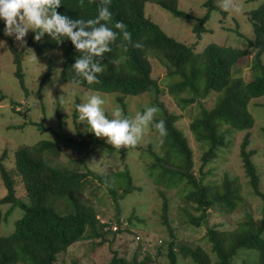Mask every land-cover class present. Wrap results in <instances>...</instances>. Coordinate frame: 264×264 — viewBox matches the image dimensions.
Instances as JSON below:
<instances>
[{"label":"trees","instance_id":"16d2710c","mask_svg":"<svg viewBox=\"0 0 264 264\" xmlns=\"http://www.w3.org/2000/svg\"><path fill=\"white\" fill-rule=\"evenodd\" d=\"M180 1L111 0L109 7L113 20L126 24L127 30L132 34V40L141 43L143 47H130L127 53L129 59L120 61L124 54L117 46L120 43L118 40L112 45V51L104 54L102 63L107 67L105 72L99 75L101 83L88 85L83 82L80 87L87 91L117 94L116 101L122 106L125 115L124 97L150 93L149 106L158 107L157 120L163 119L166 122L168 135L164 143L160 144L157 130L150 127L149 131L156 134V143H149L146 149L141 151L139 158L140 164H146V190L148 193L155 190L160 200L155 215L167 232V237L161 236V244L156 245L154 249L158 247L157 253L161 257L167 252L168 264H176L177 256L191 264H234V259L242 252L253 255V264H264V203L261 206L262 218L259 226L252 214L247 213L245 218L236 220L233 225L207 229L203 246H189L178 240L170 220L177 203L183 204V212L188 214L185 215L188 224L198 228L207 224L213 215H232L239 205L245 202L237 176L225 171L216 178L213 172L214 165L221 161L226 153H230L235 134L243 132L245 134L239 146V159L247 180L246 195L264 201L262 179L255 164L257 152L249 148L250 131L255 120L251 112L254 105L250 103L264 96V2L246 12L253 34V41H249V50L210 43L199 53H195L192 47L168 37L144 12L145 5L152 3L175 18L197 21L193 26V33L196 38H200L210 13L221 11L217 7V0H205L203 7L206 14L203 18H194L178 8ZM253 1L256 0L251 2ZM61 2L62 5L57 11L72 19L87 20L97 15L98 0L93 3L85 0L83 8L79 7V0ZM3 30L4 21L0 20V39L6 42L15 66L13 76L24 91L26 87L22 63L25 56L32 55L28 48L33 50L36 57L61 51L60 80L72 85L70 81L74 73L71 65L79 53L70 40L65 39L63 43L57 44L45 34L41 41L37 42L33 38L34 34L29 32L26 45L18 49L13 41L4 35ZM150 52H155L161 57V66L166 77L178 79V82L168 86L166 91L160 88L157 79L152 78ZM242 65L250 68V81L245 82L238 75ZM50 71L49 66L44 79L49 78ZM43 83L44 80L42 86ZM201 90L222 95L213 102L214 106L207 107L202 102L203 98H199ZM165 94L179 99L182 110L196 104V113L187 128L193 139L202 147L198 164L187 138L176 126V122L183 118L182 115L170 112L160 100ZM182 95L188 97L180 98ZM5 99V95L0 91V103ZM9 101L13 110L22 107L18 102ZM260 107L264 108V104ZM77 117L75 111L73 121ZM60 124L58 130L38 124V129L48 130L56 140H40L31 145L18 146L11 152L8 168L4 161L8 158L10 148H5L0 155V183L4 190L0 206L10 205L5 216L1 215L0 210V218L6 220L14 209L22 210L13 223L12 231L0 235V264H57L60 256L66 255L71 247L79 243H86L85 253H94L97 249L107 246L109 256L106 264L153 263L147 254L139 260L140 254L144 253L143 249L150 247V243L140 240L137 234V231L142 232L139 226L143 220L138 217L135 208L130 217L120 218L124 211L120 208V202L136 192L141 194L140 190L144 188L137 185L133 179L130 169V163L133 162L129 161V166L122 172L103 175L93 173L86 159H79L78 156L74 159L68 158L67 163L60 169L45 163L46 157H66L65 150L80 155L103 147L108 154H121L122 158H126L127 153L136 147L117 149L88 132L86 125V136L78 134L80 137L76 139L62 130L61 119ZM24 126H12V129H22ZM261 132L264 138V129ZM15 179H18L21 185L27 205L16 196ZM93 181H97L98 185L94 186ZM101 189H104L103 193L105 192L114 207L112 219H104L97 210L96 204L105 205L104 197L98 194ZM113 226H117V231L111 230ZM133 243L136 248L131 252V256H128L129 246ZM116 244H119L118 248ZM71 264L79 262L71 260Z\"/></svg>","mask_w":264,"mask_h":264},{"label":"rangeland","instance_id":"374dc122","mask_svg":"<svg viewBox=\"0 0 264 264\" xmlns=\"http://www.w3.org/2000/svg\"><path fill=\"white\" fill-rule=\"evenodd\" d=\"M240 0L243 4V11L239 14L225 11H213L210 13V17L204 24V32L200 38H196L193 33V26L197 21L191 22L180 18H175L171 14L163 11L157 5L147 3L145 5V15L150 18L152 22L157 24L161 30L170 38L175 41L185 44L188 47H192L195 53H199L201 49L210 43L231 45L235 48L242 50H249V41H253V34L251 31V24L246 12L250 9H254L257 5L264 0ZM205 0H181L178 8L183 12L194 18H203L206 14V9L203 7ZM223 13H225L223 15ZM29 34V33H28ZM25 37L27 39L28 37ZM9 37V36H8ZM16 48L20 49L21 46L14 37H9ZM0 41H3L0 39ZM264 62V55L262 56ZM161 57L155 52H150V63L152 66V78L157 79L160 84V88L166 91L167 87L178 82V79H169L165 76V70L161 66ZM24 71V91L18 84V81L13 76L15 66L12 61V57L5 46L0 44V91L5 95L6 99L0 103V155L5 148L8 149V158L4 161L5 166L8 168L11 163V152L20 145H31L40 140H56L55 136L45 129H38L36 126L42 124L45 128H52L58 130L60 119L62 120V130L68 134L73 135L74 138L79 139L78 134L85 135V124L80 123L78 117L73 121V115L75 112V104L86 102L88 95L96 93L101 95L105 99V112L106 115L111 117V111L115 105H117V94L114 93H101L87 91L79 87L75 90L76 94L73 95V86L62 83L60 80L61 69V51H54L46 55L38 56L37 61L32 58V55L25 56L22 63ZM49 66L51 67V74L48 79H44V75L48 72ZM249 67H240L241 78L247 82L250 81L252 75L250 74ZM43 86L41 83L43 82ZM203 89V88H202ZM201 90L199 98H203V104L207 107L214 106L215 101L222 94L214 92H206ZM63 96L64 103L61 105L60 97ZM187 95H182L180 98H187ZM9 100H13L21 104L22 107L14 108L10 104ZM161 102L166 106L170 112L182 115V119L176 122V126L180 129L184 136L187 138L190 147L194 152V159L198 164L199 157L201 155L202 147L197 143L192 134L188 131V123L196 113V104L184 107L181 109L182 103L179 99L170 97L165 94L160 97ZM151 101L150 93L141 94L139 96H126L123 98L125 104L126 115L132 116L137 111L144 110L145 106H149ZM214 102V103H213ZM264 104V96L252 100L250 105H254L251 109L254 120V127L250 131L251 145L249 148L257 152L255 158V164L257 165L260 176L262 179V192L264 193V138L262 137L261 130L264 129V108L260 106ZM120 105V104H119ZM122 107V106H121ZM14 111V112H13ZM18 113V114H17ZM78 114V113H77ZM25 125V126H24ZM12 126H24L22 129H12ZM78 126V127H77ZM243 133L235 134L234 145L230 153H226L217 164L213 167V172L216 176H221L225 171L237 176L239 184L242 188V193L245 198V202L237 208V210L230 216H218L213 215L209 218L208 223L195 228L188 224L187 217L183 212V204L177 203L175 205V211L171 216V226L178 240L187 243L189 246L194 244L203 246V237L206 230L214 228L216 226L233 225L236 220L245 218L247 213L252 214L259 226V222L262 218V208L264 201L259 198H253L246 195V179L243 174L241 162L239 159V146L244 136ZM156 134L146 130L144 139L132 152L127 153V157L122 158L121 154H108L103 147H100L97 151L86 152L80 155H76L69 150H65V156L61 159H52L51 157L45 158V163L52 167L60 169L67 163V159H74L76 156L79 159L84 158L87 161V165L93 173L103 175L114 172H122L126 166L131 164V171L133 179L137 182V185L144 187L141 188V194L138 192L129 195L126 199L120 202V208L124 210L120 218L127 219L131 216L133 208H135L138 217L142 218L143 222L140 223L139 229L142 232L137 231L140 236V240L150 243V247L143 249L144 253L140 254L139 260H142L147 254L153 263L151 264H168L169 260L167 252L163 253L161 257L158 251V247L154 249L156 245L161 244V236L167 237V232L164 227L161 226L159 219L155 213L158 211L160 200L155 190L148 193L145 185L146 177V164H140L139 155L143 149H146L149 143L155 144ZM106 142L104 138H101ZM224 160V161H223ZM140 167V168H138ZM215 168V169H214ZM141 169V170H140ZM217 174V175H216ZM217 178V177H216ZM15 191L16 196L27 205V200L23 197V191L18 179H15ZM94 186H97V181H93ZM104 189H101L98 194L104 197L103 204H96L97 210L104 216V219H112L114 215V207L111 200L107 198ZM4 195V190L0 183V198ZM172 195V194H171ZM149 197V198H148ZM110 206H109V204ZM178 207V209H177ZM10 205L0 206L1 215L5 216V213L9 210ZM177 209V210H176ZM22 210L19 208L14 209L12 214L5 220L0 218V235L7 234L12 231L14 221L20 216ZM188 215V214H187ZM229 228L224 226V228ZM221 228V227H220ZM148 233V234H147ZM161 234V235H160ZM160 235V236H159ZM109 237V236H108ZM162 237V238H164ZM86 243H79L68 250L66 255L60 256L57 260V264H71V260H77L79 264H106L108 261L109 250L107 246L97 249L94 253H85L84 248ZM119 244H116L118 248ZM136 248V244L129 246L128 256H131V252ZM253 255L246 252H242L234 259V264H253ZM176 264H191L187 260L181 259L177 256Z\"/></svg>","mask_w":264,"mask_h":264},{"label":"clouds","instance_id":"9594fccd","mask_svg":"<svg viewBox=\"0 0 264 264\" xmlns=\"http://www.w3.org/2000/svg\"><path fill=\"white\" fill-rule=\"evenodd\" d=\"M93 3L94 0H88ZM111 0H98L97 15L92 19H72L61 14L57 9L61 0H0V20L4 21V35L14 37L21 47L26 45L25 37L29 32L39 42L47 34L57 44L65 39L70 40L79 55L71 65L74 76L70 83L73 95L83 82L88 85L100 84L99 75L104 73L106 65L102 63L104 54L112 51L116 44L122 53L120 61L129 59V48H142L143 45L132 40V34L122 21H114L110 11ZM85 6V0H79V7ZM217 7L225 12L241 13L243 4L240 0H217ZM0 44H6L0 41ZM32 58L37 61L33 50ZM120 61H115L119 63ZM61 105L64 103L60 97ZM105 99L96 93L88 95L86 102L75 104L80 123L87 126V131L97 138H104L106 143L117 149L135 148L144 139L146 130L154 127L157 130L160 144L168 135L166 122L157 120L159 108L145 106L143 111L134 115L124 114L117 104L111 111V117L105 112Z\"/></svg>","mask_w":264,"mask_h":264},{"label":"built area","instance_id":"2783aa9c","mask_svg":"<svg viewBox=\"0 0 264 264\" xmlns=\"http://www.w3.org/2000/svg\"><path fill=\"white\" fill-rule=\"evenodd\" d=\"M117 226H113L112 228H111V230L113 231V232H115V231H117Z\"/></svg>","mask_w":264,"mask_h":264}]
</instances>
